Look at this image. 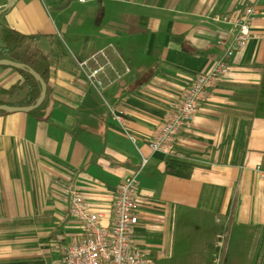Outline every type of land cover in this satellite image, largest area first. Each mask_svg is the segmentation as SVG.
Returning <instances> with one entry per match:
<instances>
[{
    "label": "crops",
    "instance_id": "obj_1",
    "mask_svg": "<svg viewBox=\"0 0 264 264\" xmlns=\"http://www.w3.org/2000/svg\"><path fill=\"white\" fill-rule=\"evenodd\" d=\"M0 0V24L37 36L50 90L41 115L0 114V264H62L85 233L68 212L73 185L111 221L119 184L137 174L132 247L150 264H264V0ZM255 6L246 48L208 90L169 153L149 143ZM225 19V20H224ZM106 49L96 91L78 62ZM21 80L0 66V88ZM19 91L0 96L16 103ZM114 109L124 119L119 125ZM145 159L144 167H141Z\"/></svg>",
    "mask_w": 264,
    "mask_h": 264
},
{
    "label": "built area",
    "instance_id": "obj_2",
    "mask_svg": "<svg viewBox=\"0 0 264 264\" xmlns=\"http://www.w3.org/2000/svg\"><path fill=\"white\" fill-rule=\"evenodd\" d=\"M257 14L255 6H245L239 16L229 20L232 26L229 45L212 67L199 74L184 95L178 99L172 113L149 143L152 152L169 153L177 134L190 126L197 106L205 99L208 90L228 72L232 59L246 48ZM107 58L106 51L100 50L78 62V67L87 80L98 89L103 84L100 76L105 74L106 68L111 67ZM109 111L115 121L124 126L122 116L114 109L109 108ZM145 163L143 159L141 167H144ZM255 171L264 180V171L260 166H257ZM137 174L119 184L108 225L103 223L104 213L91 209L77 186L73 185L67 190L68 212L81 226L86 237L81 243H70L64 247L62 264H150L144 252L132 247V234L138 224ZM228 243L229 232L225 228L216 235L212 264H223Z\"/></svg>",
    "mask_w": 264,
    "mask_h": 264
},
{
    "label": "trees",
    "instance_id": "obj_3",
    "mask_svg": "<svg viewBox=\"0 0 264 264\" xmlns=\"http://www.w3.org/2000/svg\"><path fill=\"white\" fill-rule=\"evenodd\" d=\"M36 40L37 36L24 35L0 24V60H8L32 69L46 84L44 101L35 110L29 112L31 115H41L45 112L50 93L47 85L50 75L49 62L47 56L36 45ZM14 70L20 74L21 80L9 89L0 88V96L13 95L19 91H25V95L16 103H7L0 100V105L13 107L32 106L41 92L40 84L29 73L17 69ZM5 113L7 112L0 111V114Z\"/></svg>",
    "mask_w": 264,
    "mask_h": 264
},
{
    "label": "water",
    "instance_id": "obj_4",
    "mask_svg": "<svg viewBox=\"0 0 264 264\" xmlns=\"http://www.w3.org/2000/svg\"><path fill=\"white\" fill-rule=\"evenodd\" d=\"M12 1L13 0H7V4L3 9L4 11L10 7ZM0 66L11 67V68L29 73L40 84V87H41V92L39 94V97L37 98L36 102L32 106L13 107V106H8V105H0V111H4L7 113H12V112L29 113L35 110L37 107H39L40 104L44 101L45 94H46V84L40 78V76L36 72H34L32 69H29L22 64L14 63L8 60H0Z\"/></svg>",
    "mask_w": 264,
    "mask_h": 264
},
{
    "label": "rangeland",
    "instance_id": "obj_5",
    "mask_svg": "<svg viewBox=\"0 0 264 264\" xmlns=\"http://www.w3.org/2000/svg\"><path fill=\"white\" fill-rule=\"evenodd\" d=\"M100 51V50H99ZM102 51H106V49H102ZM98 52V51H97ZM108 60H110L109 59V57L107 58ZM88 83L96 90V91H98V87L97 86H94V85H92L89 81H88Z\"/></svg>",
    "mask_w": 264,
    "mask_h": 264
}]
</instances>
